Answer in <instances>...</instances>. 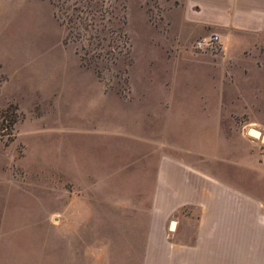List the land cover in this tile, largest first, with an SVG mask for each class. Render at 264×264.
Instances as JSON below:
<instances>
[{
  "label": "rangeland",
  "instance_id": "1",
  "mask_svg": "<svg viewBox=\"0 0 264 264\" xmlns=\"http://www.w3.org/2000/svg\"><path fill=\"white\" fill-rule=\"evenodd\" d=\"M190 14L181 0H0V264H144L151 231L160 244L171 222L198 229L187 187L155 185L163 164L197 162L199 129L225 158L211 173L264 197L246 165L264 164V44L199 50L215 30Z\"/></svg>",
  "mask_w": 264,
  "mask_h": 264
},
{
  "label": "crops",
  "instance_id": "2",
  "mask_svg": "<svg viewBox=\"0 0 264 264\" xmlns=\"http://www.w3.org/2000/svg\"><path fill=\"white\" fill-rule=\"evenodd\" d=\"M181 2L191 11L190 20L194 21L190 25L215 30L226 57H243L246 51L264 44V0ZM219 105L222 108L223 101ZM207 130L210 131L199 129L204 135L194 150L197 162L163 164L165 180L155 185L171 190L174 197L182 195L179 189L172 188L174 185L187 187L188 197L183 198V203L197 202L201 209L198 229H168L172 233H166L160 244L151 231L144 264H264V213L260 209L264 197L252 190L238 189L225 177L211 173L209 162L221 167L219 161L225 158L220 143L206 135ZM240 155L236 146L229 153L234 163ZM246 165L257 174L255 183L262 186L264 164L257 160ZM175 209L176 206L164 209V216L169 217Z\"/></svg>",
  "mask_w": 264,
  "mask_h": 264
},
{
  "label": "built area",
  "instance_id": "3",
  "mask_svg": "<svg viewBox=\"0 0 264 264\" xmlns=\"http://www.w3.org/2000/svg\"><path fill=\"white\" fill-rule=\"evenodd\" d=\"M219 46L220 39L217 34H212L209 37L202 38L196 43V48L202 51L218 50Z\"/></svg>",
  "mask_w": 264,
  "mask_h": 264
},
{
  "label": "water",
  "instance_id": "4",
  "mask_svg": "<svg viewBox=\"0 0 264 264\" xmlns=\"http://www.w3.org/2000/svg\"><path fill=\"white\" fill-rule=\"evenodd\" d=\"M248 134L253 138H256V137L259 138L261 136V133L254 128L249 129ZM174 228H175V222H171L170 229H174Z\"/></svg>",
  "mask_w": 264,
  "mask_h": 264
},
{
  "label": "trees",
  "instance_id": "5",
  "mask_svg": "<svg viewBox=\"0 0 264 264\" xmlns=\"http://www.w3.org/2000/svg\"><path fill=\"white\" fill-rule=\"evenodd\" d=\"M69 21H71L70 19H69ZM15 117L12 115L11 116V118H10V120H9V124H10V126H12L14 123H15ZM0 137H2V135L0 134Z\"/></svg>",
  "mask_w": 264,
  "mask_h": 264
},
{
  "label": "bare ground",
  "instance_id": "6",
  "mask_svg": "<svg viewBox=\"0 0 264 264\" xmlns=\"http://www.w3.org/2000/svg\"><path fill=\"white\" fill-rule=\"evenodd\" d=\"M251 129V128H250Z\"/></svg>",
  "mask_w": 264,
  "mask_h": 264
}]
</instances>
